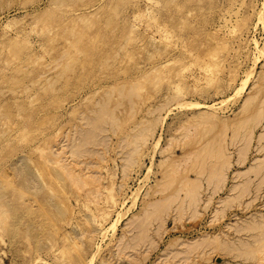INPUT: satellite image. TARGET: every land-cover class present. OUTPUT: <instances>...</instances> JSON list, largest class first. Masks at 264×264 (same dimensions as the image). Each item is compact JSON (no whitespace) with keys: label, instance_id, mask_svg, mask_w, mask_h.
Masks as SVG:
<instances>
[{"label":"rangeland","instance_id":"1","mask_svg":"<svg viewBox=\"0 0 264 264\" xmlns=\"http://www.w3.org/2000/svg\"><path fill=\"white\" fill-rule=\"evenodd\" d=\"M0 191V264H264V0H0Z\"/></svg>","mask_w":264,"mask_h":264},{"label":"bare ground","instance_id":"2","mask_svg":"<svg viewBox=\"0 0 264 264\" xmlns=\"http://www.w3.org/2000/svg\"><path fill=\"white\" fill-rule=\"evenodd\" d=\"M133 93H134V92H133ZM129 94H130V93H129ZM131 97H132V96H131ZM125 98H126V97H125ZM127 98H128V97H127ZM129 99H130V98H129ZM250 100H251V99H250ZM248 101H249V100H248ZM247 103H248V102H247ZM248 104H249V103H248ZM102 107H103V105H102ZM103 108H104V107H103ZM104 110H105V109H103V111H104ZM105 111H106V110H105ZM110 112L113 113L112 111H110ZM104 113H105V112H103V113H99V114L101 115V114H104ZM99 114L96 113V115L100 116ZM108 114L110 115V113H108ZM108 114H107V115H108ZM107 115H106V116H107ZM98 116H97V117H98ZM106 116H105V117H106ZM112 116H113V115H112ZM97 117H96V118H97ZM109 117H111V115H110ZM109 117H108V118H109ZM98 118H99V117H98ZM101 118H102V121H103L104 116H101V117H100V120H101ZM108 118H107V119H108ZM258 118H259V117H258ZM262 118H263V116H262ZM94 119H95V117H94ZM107 119H106V120H107ZM110 119H112V118H110ZM91 120H92V118L90 119V122H91ZM100 120H99V121H100ZM104 120H105V119H104ZM112 120H113V119H112ZM250 120H251V119H250ZM255 120H257V119H255ZM259 120H260V119H259ZM88 121H89V120H88ZM92 121H94V120H92ZM96 121H97V120H96ZM102 121H101V122H102ZM87 123H89V122H87ZM91 123H92V122H91ZM94 123H95V122H94ZM97 123H98V122H97ZM92 124H93V123H92ZM88 125H89V124H88ZM94 125H95V124H94ZM89 126H90V125H89ZM90 127H91V126H90ZM96 127H97V126H96ZM97 128H98V127H97ZM94 129H95V127H94ZM90 130H91V128H90ZM91 131H92V130H91ZM94 131H95V130H94ZM84 133H85V131H84ZM90 133H91V132H90ZM86 134H87V132H86ZM88 134H89V133H88ZM94 134H95V133H94ZM81 135H82V134H81ZM89 136H91V135H89ZM234 137H235V136H234ZM237 137H238V136H237ZM238 138H239V137H238ZM244 139H245V138H244ZM247 139H248V138H247ZM83 140H84V139H83ZM3 142H4V141H3ZM245 143H246V142H245ZM210 144H211V143H210ZM212 144H213V143H212ZM247 144H248V143H247ZM213 146H214V145H213ZM205 147H206V146H205ZM215 147H216V146H215ZM243 148H244V147H243ZM73 149H74V148H73ZM220 150H222V149H220ZM220 150H219V151H220ZM210 151H211V150H210ZM73 152H75V151H73ZM73 152H72V153H73ZM203 152H204V151H203ZM216 152H217V151H216ZM220 152H221V151H220ZM240 152H241V151H240ZM72 153H71V154H72ZM76 153H77V152H76ZM79 153H80V152H79ZM79 153H77V154L79 155ZM217 153H218V152H217ZM217 153H216V154H217ZM223 153H224V152H223ZM198 154H199V153H198ZM202 154H203V153H202ZM241 154H242V153H241ZM245 154H246V152H245ZM206 156H207V155H206ZM217 156H218V155H217ZM208 157H209V156H208ZM221 157H222V156H221ZM197 158H199V157H197ZM210 158H212V157H210ZM239 158H240V157H239ZM204 160H205V159H204ZM197 161H198V160H197ZM201 161H203V160H201ZM243 161H244V160H243ZM195 163H197V162H195ZM195 163H194V164H195ZM201 163H202V162H200V164H201ZM228 163H229V162H228ZM204 164H205V163H204ZM226 164H227V162H226ZM196 165H197V164H196ZM201 165H202V167H203V163H202ZM210 165H211V164H210ZM218 165H219V163H218ZM228 165H229V164H228ZM213 166H214V164H213ZM215 166H217V165H215ZM215 166H214V167H215ZM220 166H221V165H220ZM220 166H217V167H220ZM222 166H223V165H222ZM229 166H230V165H229ZM229 166H228V167H229ZM257 166H258V165H257ZM204 167H205V166H204ZM199 168H200V167H199ZM210 168L213 169L211 166H210ZM211 169H210V170H211ZM221 169H222V168H221ZM216 170L219 171L218 168H217ZM259 170H262V168L259 169ZM197 171H198V170H197ZM200 171H202V170L200 169ZM202 172H204V171H202ZM214 172H215V171H214ZM216 172H217V171H216ZM253 172H254V171H253ZM209 173H210V171H209ZM212 173H213V171H212ZM217 173H218V172H217ZM221 173H222V172H220L219 175H221ZM240 174H241V173H240ZM201 175H202V174H201ZM242 175H243V174H242ZM221 176H222V175H221ZM210 177H212V176H210ZM219 177H220V176H219ZM219 177H217V178H219ZM23 178L25 179L26 177H23ZM208 178H209V177H208ZM215 178H216V177H215ZM205 179H206V178H205ZM185 180H187V179H185ZM216 180H217V179H216ZM24 181H25V180H23V182H24ZM220 181H221V180H220ZM222 181H223V180H222ZM186 182H187V181H186ZM193 182H194V181H193ZM218 182H219V181H218ZM20 183H21V182H20ZM20 183L18 184V186L20 185ZM190 183H192V182H190ZM25 184H26V182H25ZM246 184H247V183H246ZM2 185H4V183H3ZM183 185H184V184H183ZM190 185H191V184H190ZM6 186H7V185H6ZM8 186H9V185H8ZM16 186H17V185H16ZM20 186H21V185H20ZM25 186H26V185H25ZM10 187H11V186H10ZM238 187H239V186H238ZM1 188H2V187H1ZM3 188H4V187H3ZM7 188H8V187H7ZM17 188H19V187H17ZM21 188H22V187H21ZM26 188H27V186H26ZM26 188H25V189H26ZM183 188H184V187H183ZM25 189H24V190H25ZM236 189H237V188H236ZM246 189H247V188H246ZM21 190H22V189H21ZM14 191H15V190H14ZM233 191H234V190H233ZM243 191H244V190H243ZM243 191H242V192H243ZM245 191H246V190H245ZM0 192H1V191H0ZM15 192H18V191H15ZM21 192H23V193L20 194V195L22 196L21 198H23V197L25 196V195H24V191H21ZM25 192H26V191H25ZM245 193H246V192H245ZM15 194H17V193H15ZM25 194H26V193H25ZM191 194H192V193H191ZM192 195H193V194H192ZM3 196H4V195H3ZM17 196H18V195H17ZM236 196H237V195H236ZM239 196H240V195H239ZM5 197H6V196H5ZM240 197H241V196H240ZM240 197H239V198H240ZM19 198H20V197H19ZM19 198H16V201H18ZM239 198H238V199H239ZM6 199H7V198H6ZM177 199H178V198H177ZM190 199H191V198H190ZM192 199H193V198H192ZM192 199H191V201H192ZM0 200H1V199H0ZM2 200L6 201V200L4 199V197H3ZM21 200H22V199H21ZM21 200H20V201H21ZM234 200H235V199H234ZM172 201H173V200H172ZM193 201H195V199H193ZM229 201H231V199H230ZM255 201H256V200H255ZM189 202H190V201H189ZM195 202H197V201H195ZM181 204H182V203H181ZM250 204H251V203H250ZM1 205H2V204L0 203V206H1ZM6 209H8V208H6ZM180 209H181V208H180ZM17 210H18V209H16V211H17ZM24 210H25V209H23V211H24ZM180 211H181V210H180ZM5 212H6V210H5ZM5 212H4V213H5ZM7 212H8V211H7ZM182 212H183V211H182ZM6 214H7V213H6ZM26 214H27V213H26ZM30 214H31V213H29V215H30ZM257 214H258V213H257ZM4 215H5V214H4ZM179 215H180V214H179ZM261 215H262V214H261ZM254 216H255V215H254ZM257 216H258V215H257ZM0 217H1V216H0ZM3 217H4V216H3ZM5 218H6V217H5ZM262 219H263V218H262ZM262 219H261V220H262ZM3 220H4V219H3ZM5 221H6V220H5ZM256 221H257V220H256ZM1 222H2V221H1ZM3 222H4V221H3ZM3 222H2V225H3ZM261 222H263V221H261ZM4 226H5V225H4ZM11 226H12V225H11ZM257 226H259V225H257ZM1 227H3V226H1ZM245 228H246V227H245ZM249 228H250V227H249ZM255 228H256V227H255ZM258 228H260V227H258ZM252 229H253V228H252ZM257 230H258V229H257ZM259 230H261V229H259ZM248 231H249V230H248ZM251 231H252V230H251ZM253 231H254V230H253ZM10 232H11V231H9V233H10ZM146 232H147V231H146ZM146 232H145V233H146ZM12 233H13V232H12ZM12 233H11V234H12ZM13 235H14V234H13ZM145 235H146V234H145ZM202 241H203V240H202ZM195 242H196V241H195ZM204 243H205V242H204ZM196 244H197V243H196ZM199 244H200V243H199ZM200 245H201V244H200ZM189 247H190V246H189ZM255 250H256V252H257V249H254L252 252H255ZM241 252H242V251H241ZM244 253H245V254H244ZM244 253H243V255L245 256L247 253H246V252H244ZM250 253H251V252H250ZM253 254H256V255H257V253H253ZM238 255H239V254H238ZM250 256H254V255L250 254L249 257H250ZM210 258H211V257H210ZM251 258H253V257H251ZM247 259H248V257H247ZM256 259H257V258H256ZM256 259H255V260H256ZM65 260H66V259H65Z\"/></svg>","mask_w":264,"mask_h":264}]
</instances>
